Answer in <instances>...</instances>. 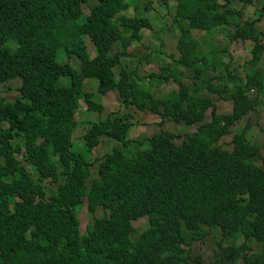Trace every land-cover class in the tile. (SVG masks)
Wrapping results in <instances>:
<instances>
[{
    "label": "trees",
    "instance_id": "trees-1",
    "mask_svg": "<svg viewBox=\"0 0 264 264\" xmlns=\"http://www.w3.org/2000/svg\"><path fill=\"white\" fill-rule=\"evenodd\" d=\"M224 1L163 0L180 30L177 52L169 57L192 69L194 81L216 69L219 49L214 58L212 49L199 53L193 31L222 33V53L233 42L252 43L245 79L222 95L232 101L227 113L197 94L204 86L183 82L179 71L178 90L164 98L154 93L151 86L171 79L169 65L150 76L122 66L123 58L136 61L133 44L143 40V29L153 28L148 17L130 12L150 8L151 1L0 0V86L21 80L14 101L0 91V264H264V150L250 140L251 125L233 134L231 148L222 142L264 94L258 70L264 31L258 20L244 21L232 0ZM154 52L162 59V50ZM144 60L152 57L137 63ZM141 77L151 85H139ZM87 80L98 81L96 93L86 89ZM214 80L211 75L209 93H224ZM110 91L124 110L103 116L97 98ZM80 110L100 117L80 121ZM146 111L160 114L159 124L170 117L195 130L179 143L176 133L156 130L143 148L130 135L135 114ZM81 122L88 126L84 146L75 139ZM104 135L115 144L97 158L94 178L91 156ZM46 181L57 185L55 195L46 191ZM85 197L92 213L100 207L108 214L95 216L83 233L77 207ZM142 218L149 226L132 239L133 221ZM215 231L220 239L209 262L193 253V245Z\"/></svg>",
    "mask_w": 264,
    "mask_h": 264
},
{
    "label": "rangeland",
    "instance_id": "rangeland-1",
    "mask_svg": "<svg viewBox=\"0 0 264 264\" xmlns=\"http://www.w3.org/2000/svg\"><path fill=\"white\" fill-rule=\"evenodd\" d=\"M147 1H151L150 8H146L145 10V6L142 5L137 12L131 11L130 16H133L135 14H143L144 17H148L151 20L153 28H145L143 30V40L140 42V44H133L131 51L137 53L136 61H134L132 58H123L122 66H138L141 69L140 74L150 76L152 73H160L164 65H169L170 67L168 68L167 73L171 74V79L167 82L164 79H161L158 86L150 87L152 88L154 93H157L159 95V97H167L171 94V91L178 90V83L174 81V74H177L179 71L183 74V82H195L201 86H204V89L201 88L200 91L197 92V94H200L203 97H211L216 104L217 111L219 113L230 112L232 108V101L230 99L224 98L223 96L230 94L235 90V85L238 84V80L245 79V70L251 68V66L247 64V61L251 56L252 43L249 42L248 44L233 42L228 46V52L222 53L221 50L225 48L227 44L222 33L218 34L215 37H212L216 34V30H213L208 32L211 33V36L208 37L207 32L201 31L195 33V31H193L192 36L194 38H197L200 43L199 53H206L209 52L210 49H212L213 52L210 55L214 58L216 51L215 49H219L218 54L215 58L216 69L209 67L200 77V79L194 81V72L192 71V69L189 70L179 67V65L169 57L170 54L172 55L177 52L176 42H174V39L179 35L180 30L177 26L178 24L173 21L171 16L168 15L167 4H165L167 2H163V0H141L142 3ZM220 1L222 3H225L224 0ZM231 6L232 8L234 7L243 12L244 21L258 20L257 27L260 30L264 31V0H249V2L246 1V3L243 0H232ZM173 13L175 12L173 11ZM162 39L168 42L165 46L163 45ZM88 47L91 56L94 57L96 55V47L92 44L90 38H88ZM161 50L162 54L160 56L162 59H159L158 54L154 51ZM60 54L61 51L59 55ZM140 55L151 56L152 62L148 63L146 60H144L143 62L137 64L138 59L141 57ZM66 60L67 58L59 59L60 62H65ZM70 61L78 65V61L75 58ZM258 67V70L264 72V63H262V65H259ZM211 75L215 77V80L217 79L216 81H211L213 85L222 84V86L226 87L224 93L220 95L218 93H209L210 88H208L207 83L210 80ZM233 76H237V79H233ZM63 79L69 81L67 77H63ZM18 81L21 82L20 79H16L0 86V91L7 101H14V99L19 94L17 89L20 86V82ZM89 82L90 84L87 86V90L89 92L96 93L97 82L89 80L87 83ZM143 84L148 86L151 85V82L149 79H146ZM146 89H148V87ZM249 93L250 95L252 94V96L258 95V91L256 90H254L253 92L250 91ZM97 100H101L103 102L102 104L105 107V111L101 113V115L103 114V116H105L107 113L115 112L118 109H123L121 108V106H117L119 104V100L116 92H110L107 96H104V98L98 97ZM212 107L213 106H211L207 112V117L209 119H211ZM99 117V113L89 115L88 112H85L84 110H80L79 114L77 115V118L80 121L82 119H99ZM161 122L162 118L160 114H153L147 111L145 113L135 114V119L133 120L134 127L131 128L132 131L130 137L132 138L134 143L141 141L142 147L146 148L148 147V144L145 142V139L152 135V133L156 130L162 131L164 129L176 133L178 135L176 138L177 143L186 139L188 137V134L195 130V126L190 127L184 122H175L170 117L167 118L163 122V124H159ZM247 125H251L250 129L248 130L250 140L253 143L259 144V146H261L264 150V94L261 95L260 104L256 106L255 110L250 111L245 117L234 121V123L230 127V134L225 135L222 139V142L225 143V146L231 148V146H233V143L230 144L229 141L232 139L233 134L235 132L243 131V129ZM87 128L88 126H85V124L81 122V126H79L78 130L76 131L75 139L79 141V145L81 146H84L85 144V140L83 137L85 132L87 131ZM114 144V139L103 136L101 139V143L96 147L93 155L91 156V159L94 160V178L97 176V158L104 156L108 151L112 150ZM45 184L48 194L56 191V184H51V182L48 181H46ZM88 204V198H85V205L78 207V211L81 212L80 217L82 223V232H86L89 225L94 222L95 214L97 216H104L108 214V212L102 208L97 210L95 214H92L88 209ZM133 225L135 227V230L132 233V239H135L143 230H145L149 226V220L148 218H142L138 221H133ZM218 239H220V235L216 231L214 232V235H206L202 243H194L193 253L201 254L205 258V260L209 262L212 261L214 256V248L216 245L215 243ZM227 243L229 244L230 242H224V245H226ZM254 245L256 249L263 248L261 243L254 242Z\"/></svg>",
    "mask_w": 264,
    "mask_h": 264
},
{
    "label": "clouds",
    "instance_id": "clouds-1",
    "mask_svg": "<svg viewBox=\"0 0 264 264\" xmlns=\"http://www.w3.org/2000/svg\"><path fill=\"white\" fill-rule=\"evenodd\" d=\"M145 10H146V8H144ZM138 16V15H137ZM141 16H143V14L141 15ZM144 17V16H143ZM245 21H247V20H245ZM144 30V29H143ZM143 30H142V32H143ZM91 40V39H90ZM92 41V40H91ZM249 42L250 41H247V42H245V43H248L249 44ZM92 44L94 45V43L92 42ZM95 46V45H94ZM137 64H139V63H137ZM129 69H134V68H137V71L139 72V74H140V71H141V69L138 67V66H134V67H128ZM142 75V74H141ZM146 76V75H145ZM136 79H137V77H136ZM146 79H148V77H146ZM146 79H144V77H141V80H138V83H139V85H141V86H143V87H145L146 85H144L143 84V82L146 80ZM89 80H87V81H85V85H86V89H87V86L90 84V82L89 83H87ZM91 81H93V82H97V90H98V87H99V83H98V81H96V80H91ZM254 90H251V92H253ZM110 92H114V91H110ZM110 92H108V94L110 93ZM93 93V92H92ZM107 94V95H108ZM106 95V96H107ZM118 95V94H117ZM119 100V99H118ZM119 104H120V102H119ZM105 136V135H104ZM84 138V137H83ZM101 139H102V137H101ZM85 140V139H84ZM100 143H101V141H100ZM99 143V144H100ZM99 146V145H98ZM96 149V148H95ZM113 149V148H112ZM95 151V150H94ZM102 157V156H101ZM56 190H57V188H56ZM57 193V191H55V192H52L51 194H49V195H55ZM85 198H88V197H85ZM85 198H84V200H83V203L80 205V206H84L85 205ZM88 201H89V199H88ZM89 206H90V201H89V204H88V209H89ZM100 209V207L98 208V209H96V211H95V213L97 212V210H99ZM103 209V208H102ZM77 210H78V207H77ZM91 212V211H90ZM92 213V212H91ZM95 213H92V214H95ZM80 215H81V212H79L78 211V216H79V219H80V223H81V217H80ZM94 216H97L96 214L94 215ZM94 223V222H93ZM93 223H91V224H93ZM90 224V225H91ZM89 225V226H90ZM89 228V227H88ZM81 229H82V223H81ZM83 233H85V232H83ZM254 242H258V241H253V243ZM258 243H261V242H258ZM230 244V243H229ZM228 244V245H229ZM261 245H262V243H261ZM186 246H188L187 244H186ZM263 246V245H262ZM256 248V247H255ZM263 249V248H262Z\"/></svg>",
    "mask_w": 264,
    "mask_h": 264
}]
</instances>
